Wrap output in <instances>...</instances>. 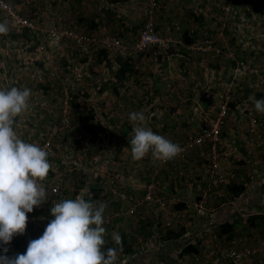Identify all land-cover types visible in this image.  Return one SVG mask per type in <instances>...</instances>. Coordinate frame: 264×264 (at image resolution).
Segmentation results:
<instances>
[{"label":"rangeland","instance_id":"obj_1","mask_svg":"<svg viewBox=\"0 0 264 264\" xmlns=\"http://www.w3.org/2000/svg\"><path fill=\"white\" fill-rule=\"evenodd\" d=\"M141 4L142 12L145 11L148 18L137 26V35L128 40L126 36L109 33L105 34L108 36L93 34L87 19V0H0V22L7 21L9 29L6 35H0V89H31L30 107L17 118L19 126L15 130L26 142H35L45 149L51 164L48 176L40 181L48 200L27 214L28 223L23 235L26 240L22 246L18 243V253L26 251L29 241L43 234L52 219L50 209L54 201L83 196L88 201L106 203L102 250L117 249L115 264H123V248H126V242L130 243V237L134 235L136 242L142 237L139 234V230L144 229L140 226L142 222L161 220L160 210L164 214L177 210L174 204L178 202L173 200L177 196L164 188L166 179L162 173H169L170 161H156L150 153L142 160L133 159L129 144L133 125L128 115L139 107L136 105L138 99L134 97L147 99L155 92L153 89L161 93L184 92L193 84L175 81L183 78L186 71L183 63L163 69L165 76L172 77V84L163 80L168 79L165 76L157 77L156 84L150 82L157 73L148 62L151 55L162 57L161 50L173 46L177 47L175 54H179V49L188 53L186 57L192 59L193 67L205 54L211 55L210 60L221 57L224 74L228 73L232 62L230 77L236 64L243 63L245 67L240 76L244 87L245 75L262 78L259 69L248 63L246 52L252 46L258 51L264 50L263 0H141ZM8 8L14 16L31 21L33 27L17 26ZM168 13L169 18L176 19L171 28L169 20L163 19ZM110 14L108 18L112 17ZM125 18L123 16V20ZM147 23L152 24L165 44L138 51L134 46ZM186 28L188 30L183 33ZM168 29L182 33L168 36ZM70 31L77 35L90 34L97 39L119 38L128 49V54L123 57L132 56L129 59L132 71L125 82L118 84L114 78L119 68L115 57L118 55L108 53L104 58L101 51L94 52L93 45H79L73 37L64 35ZM161 31L167 33L166 36ZM53 32L56 35L50 36ZM184 38L191 39V43L186 44ZM218 43L222 46L218 47ZM228 47H234L233 57L229 56ZM250 71L255 72L250 74ZM230 77L222 88L219 87L218 93L230 88ZM160 103L168 107L172 100L163 99ZM81 116H88L91 121H81ZM145 116L147 127L181 147L189 136L199 131L195 118L193 123L186 124L184 116L172 117V120L167 115ZM252 116L256 118L254 113ZM256 119L258 127L263 125V120ZM247 121L249 124L250 119ZM173 160L177 165L184 163L177 158ZM178 178L188 179L184 169H179L172 179L177 182ZM149 194L150 198L146 199ZM165 227L163 233L167 236L170 227ZM114 234L121 237L119 244L113 239ZM146 251L147 246L142 252Z\"/></svg>","mask_w":264,"mask_h":264},{"label":"crops","instance_id":"obj_2","mask_svg":"<svg viewBox=\"0 0 264 264\" xmlns=\"http://www.w3.org/2000/svg\"><path fill=\"white\" fill-rule=\"evenodd\" d=\"M87 8L89 29L97 36H108L105 34L109 33L126 36L129 40L137 35V26L142 25V21L148 18L147 13L142 12L144 7L141 0H87ZM99 8L102 10L99 11ZM105 11L110 12L102 14ZM108 14L113 18L111 16L108 18ZM154 15L156 17V13ZM123 16L126 17L124 20ZM168 16L170 13L163 19L169 20L171 28L172 22L176 19ZM187 28L182 30L183 33L188 30ZM170 31L173 32V29H168V34L162 31L160 33L164 36L182 33ZM217 45L222 46L220 43ZM176 48L172 46L162 49V57H153L150 53L148 62L157 70L156 76H153L150 82L156 84L159 80L157 77L165 76L163 69L183 63L186 70L183 78L179 77L175 81L183 80L184 83L196 86L192 85L194 89H191L192 87L188 89L187 86L185 91H179L180 93L178 91L161 93L153 89L155 92L152 91L147 99L143 96L133 98L138 99L136 105L139 107L136 110H142L145 115L152 118L167 115L172 120V117L176 119L184 116L186 124L193 123L195 118L199 130L205 125L207 118L216 115L217 93L223 83L229 80L233 63H230L228 73L224 74L225 66L221 57L216 56L215 60H210L211 55L205 54L198 61L199 64L193 67L190 64L192 59L186 57L189 56L188 53L179 49V54H175ZM256 48L252 46L246 53L250 60L248 63L259 69L262 78L260 80L256 76L245 75L243 78L245 94L242 96L235 94L221 138V166L223 171L233 174L229 184L224 188V197L222 199L213 197L208 186V162L197 157V150L190 151L189 161L182 165H177L174 160L170 161L169 173L164 171L162 173L166 179L164 188L168 193L177 196V199H173L178 202L174 204V208L182 217L176 220L160 210L161 220L142 222L140 226L144 229L139 230L142 237L137 240L138 243L134 235L130 237L129 244L125 241L127 246L123 248V264H222L217 252L233 243L238 248L246 246L257 248L259 251L256 257L241 264H264V122L260 127L253 128L250 122L247 123L248 117L245 113L247 108H250L256 118L264 121V114L255 110L254 101L250 99V97L256 100L264 99V50L258 51ZM227 49L228 52L235 54L234 47ZM167 50L169 51L166 52ZM131 57L124 56L123 65L127 63L132 69L129 60ZM127 76L128 73L124 80ZM165 77L168 79L163 80L165 82L168 80L167 83L172 84V77L168 74ZM163 99L172 100V105L163 107L160 103ZM179 169L186 171L188 179L178 178L177 182L172 179ZM239 187H243L244 190L238 195L230 192ZM142 195L144 194L140 197H143ZM170 203L171 201L168 203L171 206ZM167 221L172 223L168 228L169 235L166 236L163 232L166 231ZM25 240L23 235L15 236L10 245L4 246L9 249L7 254L10 255L13 250V255L25 253L26 251L18 253V243L22 246ZM146 246L147 251L143 253ZM0 254H3L2 248Z\"/></svg>","mask_w":264,"mask_h":264},{"label":"clouds","instance_id":"obj_3","mask_svg":"<svg viewBox=\"0 0 264 264\" xmlns=\"http://www.w3.org/2000/svg\"><path fill=\"white\" fill-rule=\"evenodd\" d=\"M7 21L0 22V35L8 33ZM29 88L0 89V264H115L117 249L105 245V202H92L83 196L54 201L52 219L43 234L30 240L23 254L9 256L8 247L17 235H24L28 215L44 205L48 196L40 183L49 174V153L35 142L23 140L15 128L17 118L30 107ZM254 101L255 110L264 114V99ZM132 123L129 139L133 159L142 160L149 153L166 163L179 156L182 147L145 125L141 111L128 115ZM113 239L120 243L121 237ZM122 251V249H121Z\"/></svg>","mask_w":264,"mask_h":264},{"label":"built area","instance_id":"obj_4","mask_svg":"<svg viewBox=\"0 0 264 264\" xmlns=\"http://www.w3.org/2000/svg\"><path fill=\"white\" fill-rule=\"evenodd\" d=\"M9 13L14 18L15 24L22 28L31 29L33 24L31 21L20 17L14 16V13L10 8H8ZM50 34V33H49ZM56 35V32L50 34V36ZM65 36L73 37L76 40V43L81 45L82 43H88L93 45L94 52L105 51L106 54L114 53L116 55H127L128 49L123 45L122 41L119 38H105L97 39L95 36L90 34L79 33L75 34L73 31L64 32ZM165 44L157 34L156 30L151 23L144 25L143 29L140 31L138 39L135 43V49L138 51H143L147 47H160ZM99 48V49H98ZM229 56L233 57L234 54L229 51ZM245 65L243 63H237L236 67L233 69L232 76L230 77V88H227L225 91L217 93V113L214 116H211L205 120V125L202 126L199 131L189 136L185 144L182 145V153L177 156V159H180L184 162L189 160V154L192 150H197V157L204 159L208 162V176H209V187L213 197L217 199H222L224 197V188L229 184V180L232 179L233 174H227L223 171L221 166V154H220V144L223 134V129L226 125L227 117L230 111V104L233 102L235 94L242 96L245 94V87L241 81L240 74L243 72ZM255 71H250V74ZM256 74V73H255ZM246 115L250 119L252 127H258V120L253 118V112L250 108H247ZM150 194L146 197L149 199ZM163 206V204H161ZM163 210H166L162 207ZM169 216L173 219H180L182 217L181 213L177 210L168 212ZM170 220V218L168 219ZM167 227L171 226V222L167 221ZM257 248L251 247H236L230 245L225 249L217 252L220 257L222 264H241L256 257L258 255Z\"/></svg>","mask_w":264,"mask_h":264},{"label":"trees","instance_id":"obj_5","mask_svg":"<svg viewBox=\"0 0 264 264\" xmlns=\"http://www.w3.org/2000/svg\"><path fill=\"white\" fill-rule=\"evenodd\" d=\"M184 42L186 44H190L191 43V39L189 38H184ZM101 54H103L104 58H106V52L105 51H102ZM116 57V60L118 62V69L115 73V80L118 84H122L123 83V80L125 79V75L127 73H130L131 70V67L126 63L125 65H123V56L122 55H118V56H115ZM79 119L81 121H91V118L88 117V116H81L79 117ZM244 190L243 187H239V188H234L232 189L230 192L233 194V195H238L239 193H241L242 191Z\"/></svg>","mask_w":264,"mask_h":264}]
</instances>
